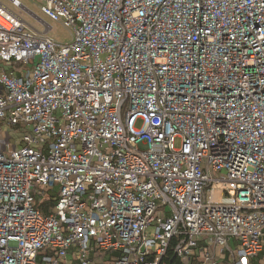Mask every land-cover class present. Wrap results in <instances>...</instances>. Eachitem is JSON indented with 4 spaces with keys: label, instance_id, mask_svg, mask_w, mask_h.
Listing matches in <instances>:
<instances>
[{
    "label": "built area",
    "instance_id": "2783aa9c",
    "mask_svg": "<svg viewBox=\"0 0 264 264\" xmlns=\"http://www.w3.org/2000/svg\"><path fill=\"white\" fill-rule=\"evenodd\" d=\"M40 9L70 42L0 2V264H264V0Z\"/></svg>",
    "mask_w": 264,
    "mask_h": 264
},
{
    "label": "rangeland",
    "instance_id": "374dc122",
    "mask_svg": "<svg viewBox=\"0 0 264 264\" xmlns=\"http://www.w3.org/2000/svg\"><path fill=\"white\" fill-rule=\"evenodd\" d=\"M21 6H16L11 0H0V2L12 10L14 13L18 14L27 23V29L30 31L37 30L39 32L44 31L46 25L51 27L48 36L51 37L57 43H68L72 39V31L61 21H55L45 15L41 9L40 4L42 0H19ZM137 129L142 128V123L138 122L136 125ZM23 131L16 127H8L3 120H0V146L8 145L10 140L19 141L20 137L23 135ZM177 146L179 145V140L177 141ZM35 206H41L35 204ZM220 255V252L218 253ZM224 258V255H220ZM100 258L98 257L97 261Z\"/></svg>",
    "mask_w": 264,
    "mask_h": 264
},
{
    "label": "trees",
    "instance_id": "16d2710c",
    "mask_svg": "<svg viewBox=\"0 0 264 264\" xmlns=\"http://www.w3.org/2000/svg\"><path fill=\"white\" fill-rule=\"evenodd\" d=\"M54 198H50V199H48V200H46L42 205H41V209H42V212L44 213V214H48V212H49V210H50V208H52L53 206H54ZM169 261H170V259H169ZM178 261H177V259L175 258V259H173V261H171V263L170 264H176Z\"/></svg>",
    "mask_w": 264,
    "mask_h": 264
},
{
    "label": "crops",
    "instance_id": "0c3cea01",
    "mask_svg": "<svg viewBox=\"0 0 264 264\" xmlns=\"http://www.w3.org/2000/svg\"><path fill=\"white\" fill-rule=\"evenodd\" d=\"M7 126L8 127H13V126H9V125H7ZM16 142H17L16 140H10L9 143H8V145H6V146H0V150L7 151L11 146L16 145Z\"/></svg>",
    "mask_w": 264,
    "mask_h": 264
}]
</instances>
